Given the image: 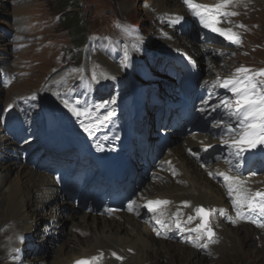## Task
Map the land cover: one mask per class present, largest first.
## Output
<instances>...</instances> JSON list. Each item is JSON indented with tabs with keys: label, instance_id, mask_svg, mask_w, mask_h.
Instances as JSON below:
<instances>
[{
	"label": "bare ground",
	"instance_id": "1",
	"mask_svg": "<svg viewBox=\"0 0 264 264\" xmlns=\"http://www.w3.org/2000/svg\"><path fill=\"white\" fill-rule=\"evenodd\" d=\"M179 7H181L180 0H165L157 12L160 16H166L174 13ZM174 38L175 40L172 41L163 36L159 37L158 44L164 51L156 53L155 56L169 54L172 47L181 46L200 53L199 57L205 58L203 52L192 41L188 42L189 47H187L182 44L180 38L175 36ZM94 60L97 65L93 68V82L97 90L109 85L123 86L127 89L113 92L115 106L110 105L113 109L112 113L116 111L118 114L123 113L124 109L120 110L123 106L139 101V93L134 91L133 84L149 83L151 79L148 74H142L143 79H140L138 74H132L127 70V64L123 60L119 58L118 64H115L112 58L105 56L101 51L98 55L95 54ZM215 69L221 74L218 67ZM80 76V72L70 71L51 77L42 88L41 104L45 106L54 104L61 86L69 79ZM224 91L232 98L229 91L226 89ZM59 107L61 108V105ZM110 108L108 107L107 111ZM57 122V119L53 118L49 122V127ZM2 138L4 140L0 142V154L3 152L7 154L11 152L12 144L6 137ZM205 138L206 136L200 134H182L174 139V143L165 148L164 156L165 159L177 164L181 175L176 178L166 176L165 181L146 182L141 187V191L148 198L172 199L175 209H183L186 216L182 220H186L188 245L193 244L194 241L197 243V233L193 229L199 225L200 218L197 217L196 209L205 207L211 210L213 219L210 225L215 230L217 241L209 245L211 254L220 255L219 245H231V248L237 245L242 247L236 254L241 257L244 248L252 245V235H259L262 229H255L249 225L235 228L225 223L236 216V212L232 210L234 207L232 201H226L222 190L206 177V173L185 152L187 147H196L198 142ZM205 143L214 145L216 142L207 140ZM10 177L15 180L9 181ZM9 182L12 183L8 185ZM184 201L187 206L179 204L185 203ZM221 212L224 214L221 215ZM189 217H192L191 221ZM29 240H32L33 244L36 243L40 251L38 254L32 252L33 258L27 259L26 264H70L76 259L87 256L95 257L97 264H163L165 261L176 264H206L209 262L197 256L200 248L190 245L191 248L186 244L155 238L149 228L132 215L119 214L108 217L75 210L74 206L70 207L68 201L64 199L50 175L17 162L10 153L7 160L0 162V264H10L8 257L16 253L19 244L31 243L28 242ZM247 242L249 244H246ZM117 256L120 259H117ZM122 257H124L123 261H121Z\"/></svg>",
	"mask_w": 264,
	"mask_h": 264
},
{
	"label": "rangeland",
	"instance_id": "2",
	"mask_svg": "<svg viewBox=\"0 0 264 264\" xmlns=\"http://www.w3.org/2000/svg\"><path fill=\"white\" fill-rule=\"evenodd\" d=\"M58 1L0 0V74L1 71H8L13 81L8 89L0 86V118L8 107L13 106L15 99L33 93L41 96L42 88L51 77L64 72H80L82 67L90 69V65L92 70L94 65H97L94 60L95 54L98 55L99 51L104 52L100 47L93 52L92 44L107 45L105 35L113 39L133 36L134 42L143 44L149 39L158 44L161 37L159 36L161 30L158 27L161 28L160 21L164 19L160 18L157 9L162 7L165 0H66L64 4ZM253 6L254 9L248 11ZM242 12L240 19L244 22L246 20L248 26L250 25L244 50L247 57L243 58L252 64L251 66L262 67L264 0H247V6ZM67 13L79 17L84 24V30L87 31L88 45L81 48V53H72L75 47L72 30H68L60 23V18ZM9 32L12 36L7 37L6 33ZM187 41L182 43L187 44ZM217 67L220 75L225 76L231 65L225 60ZM2 137L0 133V142ZM3 153L0 154L2 158L0 162L7 160L10 154ZM13 177H10L9 181L13 182L15 180ZM219 246L220 255L204 254L205 251H202L198 252L197 256L209 260L206 264H264V229L260 230L259 235H252V245L244 248L241 257L236 254L242 247ZM163 264L176 263L165 261Z\"/></svg>",
	"mask_w": 264,
	"mask_h": 264
},
{
	"label": "snow or ice",
	"instance_id": "3",
	"mask_svg": "<svg viewBox=\"0 0 264 264\" xmlns=\"http://www.w3.org/2000/svg\"><path fill=\"white\" fill-rule=\"evenodd\" d=\"M183 2L190 12L199 18L200 23L205 28H209L234 44L239 45L241 43L239 36L233 33L231 29L224 30L217 27L222 22L221 17L226 18L237 14L224 11L231 3V0H222L221 3L215 6L201 5L193 2V0H183ZM179 19L177 17L173 23L179 22ZM238 27H243V25H238ZM237 73L244 75L242 77L233 76L224 79L219 85L232 94V99L221 101L220 105L213 107L211 110L215 111L216 108L222 106L226 110L227 116L230 119H235V125L226 124L224 127L223 134L227 135L228 139L223 140V143L227 148L231 149L230 155L239 161L243 158L244 153L251 152L257 148H264V87H261V85H264V81L258 82L255 80V77L264 76V71L249 75V69L241 67L237 69ZM64 106L75 115H81L67 100L64 101ZM85 131H89V128L86 127ZM204 150L207 151L208 149L205 148ZM193 155L196 154L193 153ZM197 159H199L198 155ZM216 175L223 177L225 181L228 195L231 197L236 209L237 220H248V216L245 215V209L248 213L259 214L264 217V191H250L245 186L246 180L242 179L239 174H233L232 169L227 172H217ZM209 176H213V173L209 172ZM133 203L128 205L130 212L133 211ZM167 204H169L167 200L148 201L144 207L149 212H155L159 207ZM108 211L111 212L113 210L109 209ZM196 214L200 218V223L193 229L197 233V243H193V247L208 249L210 244L217 242L215 239L216 234L210 225L212 211L200 207L196 209ZM220 214L223 215L224 213L221 212ZM191 220L192 217H189V221ZM250 222L256 224L257 227L264 228V223L256 219H252ZM231 223L235 224L236 220H232ZM176 226L179 228V223ZM157 235L159 236V233ZM205 238V243H199L200 240H205ZM116 258L120 259L118 256ZM77 264H90V262L81 260L77 261Z\"/></svg>",
	"mask_w": 264,
	"mask_h": 264
},
{
	"label": "trees",
	"instance_id": "4",
	"mask_svg": "<svg viewBox=\"0 0 264 264\" xmlns=\"http://www.w3.org/2000/svg\"><path fill=\"white\" fill-rule=\"evenodd\" d=\"M59 3H66V0H59ZM60 18L62 23L68 30H72L73 41L75 47L80 48L87 41V31L84 30V24L81 23V19L77 16H72L71 13H67Z\"/></svg>",
	"mask_w": 264,
	"mask_h": 264
}]
</instances>
